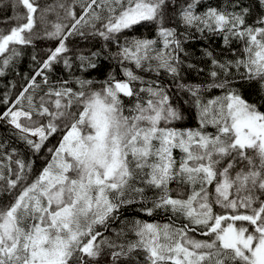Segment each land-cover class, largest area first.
Returning <instances> with one entry per match:
<instances>
[{
  "label": "snow or ice",
  "instance_id": "6c2138e0",
  "mask_svg": "<svg viewBox=\"0 0 264 264\" xmlns=\"http://www.w3.org/2000/svg\"><path fill=\"white\" fill-rule=\"evenodd\" d=\"M16 5L26 11L0 29V75L38 38V26L57 43L14 101L5 98L11 106L0 120L33 153L53 135L61 138L31 183H24L31 165L13 161L15 149L5 156L9 163L0 159V180L15 190L0 207V264H264V0H84L79 15L73 0L56 6L64 16L54 22L46 16L54 9L38 0ZM149 25L152 37L126 35ZM87 28L115 41L107 58L122 78L113 71L99 81L50 82L54 65L73 70L66 42ZM197 34L218 38L220 51L203 50L205 80L177 83L198 121L179 128L174 122L184 116L169 87L134 69L180 76L185 44ZM99 56L77 54L79 71H98ZM252 85L255 100L242 90ZM137 203L139 213L161 211L168 222H122L116 240L99 230ZM179 217L187 223L176 224ZM129 233L135 239L120 242Z\"/></svg>",
  "mask_w": 264,
  "mask_h": 264
},
{
  "label": "trees",
  "instance_id": "16d2710c",
  "mask_svg": "<svg viewBox=\"0 0 264 264\" xmlns=\"http://www.w3.org/2000/svg\"><path fill=\"white\" fill-rule=\"evenodd\" d=\"M72 4L73 0H38V3L42 8L51 6L54 11L48 12L46 14L49 21H56L57 15L64 16V11L56 7L59 3ZM84 0H75V11L79 15L80 7ZM226 3L227 0H202V3L208 5L209 3L215 5L216 3ZM15 5V6H14ZM26 10L19 5H16V0H0V29H10L15 25L16 21L14 17L17 14H23ZM67 23V21H64ZM99 26V25H98ZM50 30V29H49ZM86 35L81 37L79 35L69 37L68 44L69 56L73 59V70L71 72L64 68L63 64L54 65L53 71L48 73L50 82L56 81L58 79H69L71 81L72 76H87V78L95 80H103L108 72H115L118 78H122V72L117 66V62L113 59H109L111 53L117 51V45L115 41H104L103 38L98 35H90L92 29H85ZM126 35L131 38L132 36H145L152 37L155 35L154 28L152 26L140 27L133 30L131 33H126ZM124 38H120V43H123ZM57 41L54 39L44 38L43 36V26H38V38L34 40L32 45L21 46L19 51L21 55L10 64L5 70L3 75H0V113L7 110L11 104H5L3 101L7 98L9 101H14L15 97L19 94L22 88L27 86L28 79L35 73L38 68V62L47 58V50L50 48H55ZM220 41L218 38H200L197 34L194 39H190L185 44V52L187 53V58H184L182 54V59H184V64L181 66L180 76L173 77L167 72L161 70L159 76L155 72H146L140 69H134L137 74L142 75L148 80H159L161 84L169 87V95L171 96L175 106L181 108L183 112L184 119L180 121H175L174 126L179 128H197V113L195 107L191 103L190 95L177 88V83L183 82L187 84H195L205 80L207 68V58L203 56V50L208 48L209 50L220 51L219 48ZM107 45V47H105ZM93 52H100V56L97 58L100 69L98 71H91L88 74L81 73L78 69V61L75 60L77 54L90 55ZM35 55L37 60L33 61L32 56ZM193 64L195 67L189 68L187 65ZM132 66V65H129ZM134 67V66H133ZM204 69L203 72L198 71L199 69ZM41 78L37 77V82H40ZM97 87L99 85H96ZM246 97L253 100L256 99L257 88L255 85L244 86L242 89ZM219 94L218 92L206 93L205 98H211L213 95ZM187 101V103H185ZM126 103H130L128 98H125ZM209 131H212L210 128ZM60 134L53 135L45 142L44 148L39 153H33V151L24 143L23 140L19 138L16 134V130L7 123L5 120H0V159L4 160V163H9L5 156L6 154H12V150L15 149L16 152L13 154V161L20 159L25 162V164H30L31 168L25 169V181L24 183H31L34 181L46 166V163L52 159V155L48 152L49 148H54L57 146L60 140ZM177 156L179 153H176ZM11 166L16 170V165L11 162ZM173 188L176 187L175 184L171 185ZM15 192L14 189H8L6 181L0 180V207H3L7 202H9ZM151 196V192H149ZM139 203L134 206H128L126 209L122 210L121 215L115 221H113L105 231L103 228L99 230L104 232V235L116 240V230L122 227V222L131 221L133 219L142 220H155L159 223L168 222V214L158 211L153 215V217H148L143 213H139ZM176 224L187 223L183 217L175 219ZM197 239H203L199 233H196ZM135 239L134 235L129 233L127 237H121L120 242H126L127 240Z\"/></svg>",
  "mask_w": 264,
  "mask_h": 264
}]
</instances>
